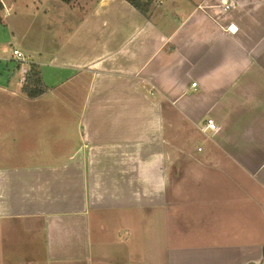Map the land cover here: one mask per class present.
<instances>
[{
    "label": "crops",
    "instance_id": "0c3cea01",
    "mask_svg": "<svg viewBox=\"0 0 264 264\" xmlns=\"http://www.w3.org/2000/svg\"><path fill=\"white\" fill-rule=\"evenodd\" d=\"M24 1L69 33L0 71V264H264V0Z\"/></svg>",
    "mask_w": 264,
    "mask_h": 264
},
{
    "label": "rangeland",
    "instance_id": "374dc122",
    "mask_svg": "<svg viewBox=\"0 0 264 264\" xmlns=\"http://www.w3.org/2000/svg\"><path fill=\"white\" fill-rule=\"evenodd\" d=\"M21 1H24V0H21ZM43 1H45V0H42V2ZM56 2H58V1L56 0ZM24 3H25V1H24ZM20 10H21L20 13L25 14L24 16L27 17V15H26L27 10H25V8H21V6H20ZM1 17L8 20L10 16L3 14ZM49 18H50V16H49ZM58 18H59L58 16L53 18V20H55V21L57 20L56 21L57 26H59V23L61 22L60 20L58 21ZM34 21L35 20H29V26H32ZM12 27H14V26H0V71L1 72H3L2 67L5 64L10 65V64H12L10 62V60H12V59L15 60V58L12 55V51L14 50V48L19 49V47H20V49L23 50L21 48V46L18 45L19 38L22 37L23 33L26 35L29 34L28 26H20L21 31H19V32L18 31L16 32L15 28L12 30ZM18 28H19V26H18ZM65 29L69 33L68 26H65ZM66 30L62 31V30H58V28H54L53 26H40L39 24H37L34 32L33 33L30 32V34L35 36L34 47H37L36 49L42 48L43 55L39 56L36 54H30L26 50H23V51H26L25 57H29L27 55H30L29 59L37 60V59H40V57H41V59H43L55 47L53 42L56 40L58 41L60 37H63L64 35H66ZM40 45H41V47H40ZM5 60H7V61H5ZM21 65H23L22 67L27 68V65H29V63H27V61L25 60V63L21 64ZM26 71L27 70H25V73H26ZM24 76H25V74H24ZM73 101H75V100H73Z\"/></svg>",
    "mask_w": 264,
    "mask_h": 264
},
{
    "label": "trees",
    "instance_id": "16d2710c",
    "mask_svg": "<svg viewBox=\"0 0 264 264\" xmlns=\"http://www.w3.org/2000/svg\"><path fill=\"white\" fill-rule=\"evenodd\" d=\"M64 4H70L74 0H59ZM129 3L135 10L141 13L143 16H147L149 9L152 3V0H125ZM2 8L0 4V9ZM1 23V17H0ZM47 91L46 86L44 85L41 72L38 66L30 64L25 76L24 82L21 86V92L25 95L27 99L34 100L39 98Z\"/></svg>",
    "mask_w": 264,
    "mask_h": 264
},
{
    "label": "built area",
    "instance_id": "2783aa9c",
    "mask_svg": "<svg viewBox=\"0 0 264 264\" xmlns=\"http://www.w3.org/2000/svg\"><path fill=\"white\" fill-rule=\"evenodd\" d=\"M221 6H222V8H223L224 11H227L230 8V5H229V3L227 1H222ZM227 30L229 32H231V33H234L236 31L235 28L232 29V26H229ZM12 55L15 58V60L18 61L19 63H21V64H24L25 63L24 56L18 50H13L12 51ZM195 86H196V84L193 83L192 84V87H195ZM215 130H216V124L212 120H208L204 124V126L202 128V132L203 133H206L207 131H215Z\"/></svg>",
    "mask_w": 264,
    "mask_h": 264
}]
</instances>
